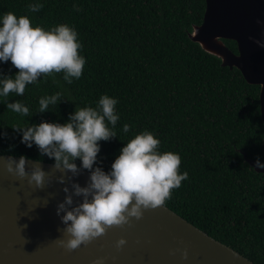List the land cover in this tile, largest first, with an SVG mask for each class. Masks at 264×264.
Masks as SVG:
<instances>
[{
    "label": "trees",
    "instance_id": "1",
    "mask_svg": "<svg viewBox=\"0 0 264 264\" xmlns=\"http://www.w3.org/2000/svg\"><path fill=\"white\" fill-rule=\"evenodd\" d=\"M32 2L0 0V14L25 15L44 29L73 26L86 63L70 84L54 73L26 86L22 96L0 98V132L6 133L0 155L54 164L35 145L21 143L11 127L64 123L76 106L95 107L108 94L118 100L120 119L117 137L99 142V166L108 171L123 143L140 131L153 132L160 151L178 153L179 170L188 173L164 206L253 264H264V175L238 152L264 163L260 87L189 39L192 27L202 23L205 0H39L43 7L31 12ZM223 42L237 53L235 42ZM17 71L10 61L0 63V73ZM56 92L61 101L36 113L38 99ZM6 100H19L33 115L12 112ZM125 123L131 125L127 134Z\"/></svg>",
    "mask_w": 264,
    "mask_h": 264
},
{
    "label": "clouds",
    "instance_id": "2",
    "mask_svg": "<svg viewBox=\"0 0 264 264\" xmlns=\"http://www.w3.org/2000/svg\"><path fill=\"white\" fill-rule=\"evenodd\" d=\"M42 7L39 0L28 4L31 12ZM73 7L79 11L78 5ZM81 48L76 29L66 23L44 29L33 26L25 15L0 14V63L10 61L18 69L14 75L0 73V98H8L10 93L22 96L26 86L38 84L42 77L54 73H63L62 79L68 84L80 79L86 63ZM61 96V92L41 96L36 113L49 111V106L57 105ZM117 103V98L102 94L95 107L76 106L64 123L42 120L38 124L27 122L25 126L11 127L20 134V142L26 147L35 145L42 155L54 161V168L71 174V191L68 186L63 187L64 199L56 207L68 237L58 243L69 250L104 234L109 227L127 224L130 218L140 219L144 210L164 205L172 190L188 179V173L179 170V154L160 151V140L147 130L135 133L123 143L108 171L99 166L102 164L98 161L99 142L117 137L116 125L120 119ZM4 104L22 117L33 115L19 100L11 103L6 100ZM130 128L131 125L123 124V133H129ZM2 135L6 133L0 132ZM77 159L79 166L75 163ZM26 163L23 155L18 160L9 156L4 167L18 177L27 175L29 183L40 187L45 172L35 161L29 174ZM255 167L264 169V163L257 158ZM81 170L89 172L83 187L71 181ZM58 179L63 183L62 177ZM73 197H79V202L74 203ZM124 243L121 238L116 245L120 247ZM181 255L187 258L186 251Z\"/></svg>",
    "mask_w": 264,
    "mask_h": 264
},
{
    "label": "water",
    "instance_id": "3",
    "mask_svg": "<svg viewBox=\"0 0 264 264\" xmlns=\"http://www.w3.org/2000/svg\"><path fill=\"white\" fill-rule=\"evenodd\" d=\"M205 5L202 23L193 26L188 37L220 60L222 67L237 69L247 84L260 87L264 126V47L260 46L264 44V0H205ZM224 40L235 42L237 53ZM238 152L256 173L264 175L255 161ZM262 154L264 157V136ZM8 158L0 155V264H253L164 205L144 210L140 219L109 227L104 234L69 250L58 243L68 237L56 207L64 199L63 187L71 191V174L38 161L45 177L37 187L29 183L27 175L21 178L9 173L4 167ZM26 161L30 174L37 160ZM88 177L89 172L81 170L71 181L83 187ZM79 200L73 197L74 203ZM121 238L125 243L117 247ZM185 251L187 258H182Z\"/></svg>",
    "mask_w": 264,
    "mask_h": 264
}]
</instances>
